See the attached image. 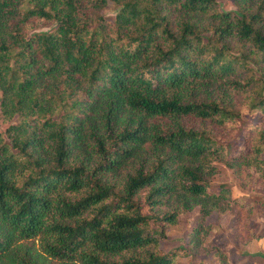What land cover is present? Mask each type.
<instances>
[{
  "label": "trees",
  "instance_id": "trees-1",
  "mask_svg": "<svg viewBox=\"0 0 264 264\" xmlns=\"http://www.w3.org/2000/svg\"><path fill=\"white\" fill-rule=\"evenodd\" d=\"M234 3L0 0V264H182L212 212L264 238L210 183L222 162L264 189V0Z\"/></svg>",
  "mask_w": 264,
  "mask_h": 264
},
{
  "label": "rangeland",
  "instance_id": "rangeland-1",
  "mask_svg": "<svg viewBox=\"0 0 264 264\" xmlns=\"http://www.w3.org/2000/svg\"><path fill=\"white\" fill-rule=\"evenodd\" d=\"M221 6L227 10L236 9L234 0H218ZM117 12L116 6L110 4L104 14L109 18H114ZM6 126L0 120V132ZM218 171L210 177V183L214 186L224 185L233 199L253 204L249 225L253 232L264 235V189L255 183L254 178L238 177L234 170L230 169L222 162H217ZM200 216V210L196 207L190 213L182 214L177 225L170 226L167 230V238L162 240L160 248L163 252H171L184 247L187 244L188 232L195 226ZM234 216L229 211L212 212L205 221L210 227V231L204 240L203 248L207 251L196 256H185L179 253L177 261L182 264H217L213 255L214 248L220 243L229 253V258L235 264L239 260V253L246 245L238 244L230 233L234 224Z\"/></svg>",
  "mask_w": 264,
  "mask_h": 264
},
{
  "label": "crops",
  "instance_id": "crops-1",
  "mask_svg": "<svg viewBox=\"0 0 264 264\" xmlns=\"http://www.w3.org/2000/svg\"><path fill=\"white\" fill-rule=\"evenodd\" d=\"M235 264H264V238L242 247Z\"/></svg>",
  "mask_w": 264,
  "mask_h": 264
}]
</instances>
